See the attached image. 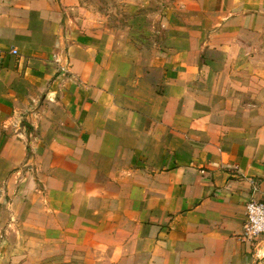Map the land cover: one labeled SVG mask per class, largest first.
I'll return each mask as SVG.
<instances>
[{
	"label": "crops",
	"instance_id": "0c3cea01",
	"mask_svg": "<svg viewBox=\"0 0 264 264\" xmlns=\"http://www.w3.org/2000/svg\"><path fill=\"white\" fill-rule=\"evenodd\" d=\"M248 1L126 0L180 10L148 48L133 37L159 12L119 29L83 0H0V252L264 264V237L242 236L264 198V13Z\"/></svg>",
	"mask_w": 264,
	"mask_h": 264
},
{
	"label": "rangeland",
	"instance_id": "374dc122",
	"mask_svg": "<svg viewBox=\"0 0 264 264\" xmlns=\"http://www.w3.org/2000/svg\"><path fill=\"white\" fill-rule=\"evenodd\" d=\"M91 9L99 11L104 17L102 23L104 25L115 26L119 29H123L126 26L131 25L133 17L137 12H144L146 14L159 12L160 18H150L144 21L142 28L144 34L141 36L133 37L134 39L142 41L145 46L152 47L160 40H166L167 28L166 23L177 24L170 21L168 15L171 14L175 17H180V10L175 4H169L172 9H166L164 4L150 3L145 4L141 8H133L126 3V0H83ZM173 0H171L172 2ZM245 12L261 11L264 13V0H249L244 4ZM184 14L189 17L193 16L192 12H187L184 9ZM156 17V16H154ZM134 30H137L134 24L131 26ZM160 31L162 34H160ZM166 33V34H165ZM162 37V38H161ZM142 38V39H141ZM260 84L259 87L264 88V69L260 71ZM28 234V233H25ZM36 247V251H32V244H12L3 245L2 252H0V264H109V260L93 259L92 248L86 245L82 249L76 247L66 246V244L56 243L52 248ZM46 248V252H45ZM1 250V247H0Z\"/></svg>",
	"mask_w": 264,
	"mask_h": 264
},
{
	"label": "built area",
	"instance_id": "2783aa9c",
	"mask_svg": "<svg viewBox=\"0 0 264 264\" xmlns=\"http://www.w3.org/2000/svg\"><path fill=\"white\" fill-rule=\"evenodd\" d=\"M13 52L17 53V50L14 49ZM245 208L242 236L253 243L264 237V198L249 200Z\"/></svg>",
	"mask_w": 264,
	"mask_h": 264
}]
</instances>
